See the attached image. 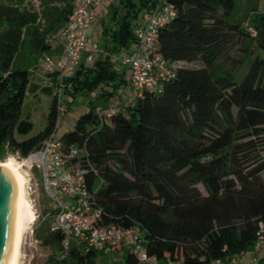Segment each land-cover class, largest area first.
<instances>
[{
	"label": "trees",
	"instance_id": "obj_1",
	"mask_svg": "<svg viewBox=\"0 0 264 264\" xmlns=\"http://www.w3.org/2000/svg\"><path fill=\"white\" fill-rule=\"evenodd\" d=\"M37 1L35 7L27 0H0V147L21 159L40 150L56 132L61 91L75 98L101 87L97 98L107 100L128 83L125 70H116L102 54L89 65L81 61L62 81L57 71L49 73L53 77L46 84L32 79L24 66L28 56L51 50L49 40L64 26L75 2ZM158 1L119 0L103 27L100 47L109 54H129L139 13L150 12ZM160 1L174 9L157 33L163 59L201 60L204 66L176 68L159 92L144 91L128 102V115L119 108L100 122L97 105L90 101L73 131L59 141L66 150L75 146L84 151L89 199L102 211V224L137 227L148 258L215 264L261 241L263 253L256 264H264V11L255 4L240 9L238 0ZM234 40L241 43V52L229 56ZM249 42L247 51L243 44ZM228 58L233 67L220 66L217 75L219 59ZM31 92L54 96L45 128L19 141L16 136L32 130L30 122L21 120ZM54 212L47 208L34 231L51 250V263L94 264L97 251H64V236L51 229ZM125 259L140 264L132 252Z\"/></svg>",
	"mask_w": 264,
	"mask_h": 264
},
{
	"label": "built area",
	"instance_id": "obj_2",
	"mask_svg": "<svg viewBox=\"0 0 264 264\" xmlns=\"http://www.w3.org/2000/svg\"><path fill=\"white\" fill-rule=\"evenodd\" d=\"M110 1L112 0H75L74 8L64 26L51 37L61 42L62 53L56 58L48 54L42 55L38 62L42 72L57 71L62 81L74 74L82 59L86 64L92 63L100 48L96 43L89 42V32L97 20L99 7ZM149 14L144 24L133 27L134 48L129 54L116 58L130 71L128 102L141 97L144 91L159 92L161 82L173 77L176 69L173 68V63L163 59L156 48L159 27L170 20L174 9L170 4L159 0ZM248 30L252 35L255 34L251 28ZM86 49L89 51L86 52ZM118 110L119 108L107 110L98 105L95 107L100 122H104ZM55 133L43 142L40 150L21 159V164L31 171L39 172L42 190L53 201L55 209L51 229L64 236V251L75 247L81 252H111L119 245H127L131 246L139 263L157 264L156 258L146 256L144 240L137 227L122 228L114 224H102V211L95 208L89 199L86 171L81 162L85 156L84 151L75 146L66 150L62 142L56 140ZM60 195L68 198L69 202L63 203ZM257 246L261 247V241H257Z\"/></svg>",
	"mask_w": 264,
	"mask_h": 264
},
{
	"label": "rangeland",
	"instance_id": "obj_3",
	"mask_svg": "<svg viewBox=\"0 0 264 264\" xmlns=\"http://www.w3.org/2000/svg\"><path fill=\"white\" fill-rule=\"evenodd\" d=\"M34 4L37 7V0H27ZM240 9H245L250 4H255L258 11H264V0H238ZM119 6V0H112L110 2L102 4L101 15L102 18L95 22L93 25V30L89 32V38L93 43H100L102 39V30L105 24L109 21V15L112 14L114 8ZM150 14L149 12H140L137 17V22L139 24H144ZM52 48L45 54L50 55L51 57H57V50L62 49V44L60 41L53 39L49 40ZM90 42V43H92ZM97 44V45H98ZM246 50L252 49V44L249 42L244 43ZM241 43L238 41L231 42L228 48L229 56H235L241 52L240 50ZM123 54V52H120ZM246 54V51L245 53ZM44 55V54H43ZM42 55L34 56L29 55L24 64L25 67L29 68L30 76L35 81L41 82L42 84L49 83L45 80L50 74L43 73L41 67H39L38 62ZM249 58L247 57L242 65V68L249 63ZM116 70L124 72V78L128 80V83H123L121 87L116 89V93L112 94L109 99L103 100L102 98H97L98 94L101 91V87L94 89V91L89 92L83 95H77L75 98L70 97L67 94H64L63 91L60 92L58 97L59 105V118L58 126L55 133L56 140L61 139L66 133L73 131L76 120L79 116L85 113L90 107L89 102L93 101L94 105L102 106L105 109H117L120 108L124 111V114L128 115L126 111V105L129 99L130 93V71L129 69L122 65L119 61H112ZM93 63V62H92ZM204 63L201 60L194 62H174L173 68L184 67V68H200L203 67ZM220 66L231 70L230 59H219V63L216 66V74L220 73ZM241 68V69H242ZM44 76V78L42 77ZM69 84V82H67ZM70 87V85H69ZM108 89H111L109 86ZM54 95H47L44 93H29L22 105L21 109V120H26L32 124L31 132L26 136H16L19 141L28 139L37 135L41 132L47 124V116L49 109L53 100ZM261 156L264 157V151L261 152ZM8 159H13L16 163L20 165V171L26 179L25 193L29 205L32 208V211L35 216L33 223L29 224L25 230L20 248V258L18 264H52L50 257L53 255L51 250L43 247L39 240L34 236V231L38 224L43 221L44 211L47 208L53 207V201L43 192L41 187V178L39 172L31 171L29 168L23 166L21 163V158L16 154H10L5 147H0V165L5 163ZM251 165V164H249ZM248 165V166H249ZM262 180H264V175L260 174ZM197 189L202 195H206L205 190L201 185H197ZM59 198L63 203L69 202V199L64 195H60ZM73 245V243H72ZM110 253L105 251H97V258L95 259L94 264H126V257L129 253L132 252L131 246L119 245L113 248ZM263 250L257 246V241L255 245L250 246L247 251H245L240 256H232L229 260H224L218 264H255L256 260L262 255ZM58 260H61L62 257H57ZM71 260H68V264H71ZM140 264H149L141 263ZM157 264H168L167 262L158 261Z\"/></svg>",
	"mask_w": 264,
	"mask_h": 264
},
{
	"label": "water",
	"instance_id": "obj_4",
	"mask_svg": "<svg viewBox=\"0 0 264 264\" xmlns=\"http://www.w3.org/2000/svg\"><path fill=\"white\" fill-rule=\"evenodd\" d=\"M18 217L17 180L5 165H0V264H12Z\"/></svg>",
	"mask_w": 264,
	"mask_h": 264
},
{
	"label": "bare ground",
	"instance_id": "obj_5",
	"mask_svg": "<svg viewBox=\"0 0 264 264\" xmlns=\"http://www.w3.org/2000/svg\"><path fill=\"white\" fill-rule=\"evenodd\" d=\"M2 165H5L9 169V171L14 175L19 187V217H18L16 242H15L13 259H12V264H18L20 258V248H21L20 246H21L22 236L25 230L27 229L28 225L34 222L35 216L26 198V193H25L26 179L20 171V165L16 163L13 159H8Z\"/></svg>",
	"mask_w": 264,
	"mask_h": 264
},
{
	"label": "crops",
	"instance_id": "obj_6",
	"mask_svg": "<svg viewBox=\"0 0 264 264\" xmlns=\"http://www.w3.org/2000/svg\"><path fill=\"white\" fill-rule=\"evenodd\" d=\"M102 5L99 7V9H98V17H97V20L95 21V22H97L98 20H100L101 18H102V15H101V11H102ZM95 22H94V24H95ZM137 24H135L134 26H138V25H141V24H139L138 22H136ZM93 24V25H94ZM92 30H93V27H92ZM91 30V31H92ZM101 40V39H100ZM89 42H92L91 40H90V38H89ZM93 43V42H92ZM98 44V43H97ZM52 46V45H51ZM98 47L100 48V52H99V54L96 56V58L99 56V55H104V56H106V55H108L110 58H111V60L112 61H117V57H119V56H123V55H127V53L126 52H123V54H121L120 52H118V53H113V54H109L108 52H106L105 50H103L102 49V47H100V43L98 44ZM134 48V43L130 46V48H129V51H131L132 49ZM56 50H57V56H59L61 53H62V49L61 50H59L58 48H56ZM89 50L88 49H86V52H88ZM95 58V59H96ZM94 59V60H95ZM82 61H83V59H82ZM91 64V63H90ZM89 65V64H88ZM44 73V72H43ZM46 74H49V73H46ZM43 78H44V76H42ZM52 77L53 76H51V74L49 75V77L48 78H45V80L46 81H48V82H51V80H52Z\"/></svg>",
	"mask_w": 264,
	"mask_h": 264
}]
</instances>
